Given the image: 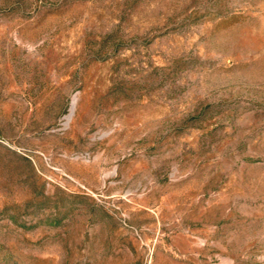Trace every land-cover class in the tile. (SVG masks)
Instances as JSON below:
<instances>
[{
  "label": "rangeland",
  "instance_id": "obj_1",
  "mask_svg": "<svg viewBox=\"0 0 264 264\" xmlns=\"http://www.w3.org/2000/svg\"><path fill=\"white\" fill-rule=\"evenodd\" d=\"M0 264H264V0H0Z\"/></svg>",
  "mask_w": 264,
  "mask_h": 264
}]
</instances>
